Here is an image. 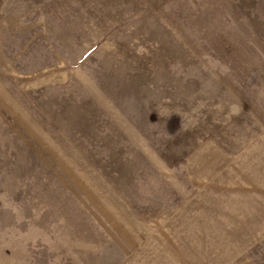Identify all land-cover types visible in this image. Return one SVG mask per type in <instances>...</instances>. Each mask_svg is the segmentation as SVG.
<instances>
[{
	"label": "rangeland",
	"instance_id": "1",
	"mask_svg": "<svg viewBox=\"0 0 264 264\" xmlns=\"http://www.w3.org/2000/svg\"><path fill=\"white\" fill-rule=\"evenodd\" d=\"M261 17L264 0H0V264H264V156L220 152L196 80L197 51L243 52Z\"/></svg>",
	"mask_w": 264,
	"mask_h": 264
},
{
	"label": "crops",
	"instance_id": "2",
	"mask_svg": "<svg viewBox=\"0 0 264 264\" xmlns=\"http://www.w3.org/2000/svg\"><path fill=\"white\" fill-rule=\"evenodd\" d=\"M260 20V24L244 23V27H264V17ZM249 33L243 36L246 44L243 52L232 46V36H229L228 50L197 51L198 59H202L200 71L208 69L211 78H207L206 85L200 86L205 79H200L198 70L196 80L198 90L211 92V96L204 94L203 97L212 99L205 103L211 105L213 121L222 128L213 134L214 138L223 140L219 143L220 152L244 155L253 161L254 156H264V33ZM205 62L209 66L205 67ZM240 124L244 128L238 127ZM202 134L200 129L198 136L205 137ZM256 166L255 170L264 169V164Z\"/></svg>",
	"mask_w": 264,
	"mask_h": 264
}]
</instances>
